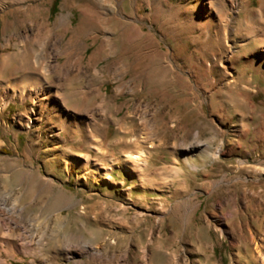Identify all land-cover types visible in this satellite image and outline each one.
<instances>
[{
    "label": "rangeland",
    "instance_id": "rangeland-1",
    "mask_svg": "<svg viewBox=\"0 0 264 264\" xmlns=\"http://www.w3.org/2000/svg\"><path fill=\"white\" fill-rule=\"evenodd\" d=\"M196 2L0 0L1 264H261L264 0Z\"/></svg>",
    "mask_w": 264,
    "mask_h": 264
},
{
    "label": "bare ground",
    "instance_id": "bare-ground-1",
    "mask_svg": "<svg viewBox=\"0 0 264 264\" xmlns=\"http://www.w3.org/2000/svg\"><path fill=\"white\" fill-rule=\"evenodd\" d=\"M196 1H197L196 2V10L192 12L193 18L192 17L190 19L188 18V21L192 20L194 23H196L198 25L199 24H203L205 26H208L209 23L207 22L205 16L201 15V6L204 7V4H202L201 0H196ZM214 1L215 0H209V6H213ZM204 10L207 11V7H205ZM172 25H175V24L168 22L165 25V27H171ZM161 29H162V27H161ZM111 43H112V39L110 38L108 40V42H107V48L110 47L109 45H111ZM149 55H150L149 53H146V54L145 53H137V54H129V55L122 56V58H124V62L122 63V67H123L124 71H123L122 75L125 76L131 70V68L133 66H137V68H139L141 66V67H146V71L142 70V68H141L139 70L140 75L137 76V78H140V79L147 78V75H148V71L147 70L149 69V66H150L149 59H148ZM165 61H166L165 57H160V63L158 64L157 69L159 71H161V72H164V74L167 75L168 74V73H166L167 72V67L164 66L165 63L163 64V62H165ZM25 88H26L25 84L21 85V87L19 88L21 96H24V93L26 92ZM0 217L3 218L2 223L5 224V226H9L10 227L11 224L15 225L16 228L15 229L13 228L14 230L12 229L13 233H16L15 230L20 228L19 218L14 217L12 212H11V210L7 209L5 205H3V208L0 209ZM256 251H257L256 253L258 254V257H259V259L261 261V264H264L263 247L261 245H257L256 246Z\"/></svg>",
    "mask_w": 264,
    "mask_h": 264
},
{
    "label": "trees",
    "instance_id": "trees-1",
    "mask_svg": "<svg viewBox=\"0 0 264 264\" xmlns=\"http://www.w3.org/2000/svg\"><path fill=\"white\" fill-rule=\"evenodd\" d=\"M56 9V8H55Z\"/></svg>",
    "mask_w": 264,
    "mask_h": 264
}]
</instances>
